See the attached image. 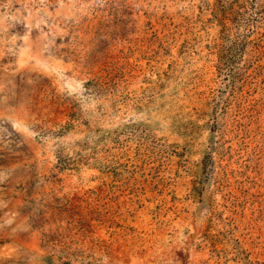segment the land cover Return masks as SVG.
<instances>
[{
    "label": "rangeland",
    "instance_id": "374dc122",
    "mask_svg": "<svg viewBox=\"0 0 264 264\" xmlns=\"http://www.w3.org/2000/svg\"><path fill=\"white\" fill-rule=\"evenodd\" d=\"M0 264H264V0H0Z\"/></svg>",
    "mask_w": 264,
    "mask_h": 264
}]
</instances>
